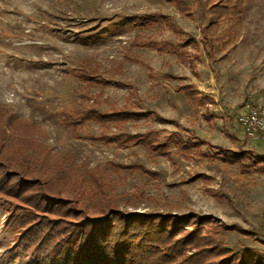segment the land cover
I'll list each match as a JSON object with an SVG mask.
<instances>
[{
    "label": "rangeland",
    "instance_id": "obj_1",
    "mask_svg": "<svg viewBox=\"0 0 264 264\" xmlns=\"http://www.w3.org/2000/svg\"><path fill=\"white\" fill-rule=\"evenodd\" d=\"M186 1L190 16L166 0H0V111L7 112L1 116L0 127L6 136L2 141L8 145L3 153L23 160L24 153L15 155L21 148L33 168L47 163L55 174L52 185L62 188L61 197L68 194L64 189H70L69 181L78 178L89 188L91 169L99 165L105 193L116 198L122 211L209 214L213 223L250 231L219 233L233 251L248 248L264 255L263 172L245 174L235 165L197 155H157L141 145L105 144L88 138L103 131L98 122L85 120L74 133L59 118L61 110L75 113L94 99L101 111L125 105L130 110H154L210 141V121L202 115L203 108L195 112L194 105L175 90L177 84L192 82L203 94L216 98V110L221 111L218 106L226 110L229 136L215 132L211 142L226 147L238 143L264 152V142L245 136L236 121L245 102L264 100V0H245L234 48L220 51L217 56L223 57L214 60L206 57L199 40L207 22L203 0ZM143 12L157 18L166 14L171 26L158 18L151 26L135 27L132 22ZM136 35L140 41L158 43L191 36L199 41L200 59L192 68L171 51L132 46ZM83 61L112 81L104 87L82 83L70 70ZM6 114L17 118L6 122ZM151 129L161 134L183 132L152 115L130 119L120 127L111 124L105 131L109 135ZM136 164L141 168L127 167ZM46 171L35 169L39 182L50 178ZM88 188L80 204L94 210L100 194L93 195ZM7 216V205L0 198V264H24L27 259L13 249L15 236L5 225Z\"/></svg>",
    "mask_w": 264,
    "mask_h": 264
},
{
    "label": "trees",
    "instance_id": "obj_2",
    "mask_svg": "<svg viewBox=\"0 0 264 264\" xmlns=\"http://www.w3.org/2000/svg\"><path fill=\"white\" fill-rule=\"evenodd\" d=\"M166 1L172 2L182 13L189 16L192 14L191 6L186 0ZM244 2L245 0L202 1L207 22L201 29L199 40L209 60L223 57L217 56V53L234 48ZM158 18L171 26L166 14L160 13ZM158 18L151 12H143L136 16L132 24L145 28L154 24ZM224 22L227 25L222 26ZM131 45H146L154 47L157 51H171L180 61L187 62L192 68L195 59H200L201 56L199 41L191 36L181 41L162 40L158 43L154 40L140 41L136 35ZM189 47L196 49L195 52H191ZM70 72L78 76L84 84L98 83L104 87L112 81L97 75L96 68L91 67L88 61L80 62ZM163 75L179 78L169 73ZM175 90L184 94L194 105L195 112L199 106L204 107L202 115L210 121L212 115L206 103L214 102L212 97L202 94L192 82L177 84ZM93 100L75 113L61 110V122L74 133L85 120L98 122L103 131L88 138L98 139L105 144L113 143L117 147L141 145L150 153L168 157H171L172 153L184 158L194 155L210 158V155H214L219 156L223 162L235 165L241 171L264 173V153L249 148L233 149L210 143L194 131L178 125L176 120L166 119L154 110H130L125 105L118 109L101 111ZM0 112V117L7 113ZM148 115L158 121L172 122L180 126L183 132L170 130L161 134L159 130L154 129L143 132L119 130L108 135L105 131L111 124L120 127L130 119ZM6 117V122L17 118L10 114H6ZM5 137L1 126L0 198L7 205L8 216L5 225L15 236L13 249L27 259L24 264H263V254L248 248L233 251L219 236L222 230L227 229H237L244 233L250 231L233 224L213 223L209 214L190 212L175 215L122 211L116 198L105 193L104 182L99 178V165L91 169L89 188L78 178L79 180L69 181L70 189H64L68 191L65 197L58 196L62 188L55 189L50 181L55 177L53 169L49 168L47 163H38L37 167L33 168L29 155H26L24 150L21 151V148H15V155L24 153L20 157L23 160L19 159L17 164L16 159H10L3 153L4 148L8 146L2 141ZM210 148L214 151L210 152ZM11 160L16 163L17 170ZM23 163L25 166H22ZM127 167L141 168V165ZM35 169L39 172L47 170L50 177L48 181L39 182ZM86 188L93 195L100 194L98 206L94 210L80 204ZM256 253L257 255H254Z\"/></svg>",
    "mask_w": 264,
    "mask_h": 264
},
{
    "label": "built area",
    "instance_id": "obj_3",
    "mask_svg": "<svg viewBox=\"0 0 264 264\" xmlns=\"http://www.w3.org/2000/svg\"><path fill=\"white\" fill-rule=\"evenodd\" d=\"M236 121L245 136L264 142V100L257 103L245 102L236 114ZM262 231L264 233V226Z\"/></svg>",
    "mask_w": 264,
    "mask_h": 264
},
{
    "label": "crops",
    "instance_id": "obj_4",
    "mask_svg": "<svg viewBox=\"0 0 264 264\" xmlns=\"http://www.w3.org/2000/svg\"><path fill=\"white\" fill-rule=\"evenodd\" d=\"M197 87V86H196ZM198 88V87H197ZM199 89V88H198ZM203 94V93H202ZM205 95V94H204ZM207 96H210V97H212L213 98V100H214V102H212V103H206V105L208 106V108H209V104H210V108H209V110H210V114L212 115V117H210V143H213V142H211V141H213V139L211 138V136H217L216 135V133L218 134V133H226V136L228 137L229 135H228V131L226 130V121H225V119H226V116H224V111H226L225 110V108L223 109V108H221V106H218L219 108H220V112L218 111V110H216V104H214L215 103V99L216 98H214V96H212L211 94L210 95H207ZM187 99V98H186ZM253 103V102H252ZM257 103V102H256ZM212 106H214V108H211ZM202 107V106H201ZM203 108V110H204V107H202ZM211 109H213V112H211ZM198 112V111H197ZM203 112V111H202ZM177 123H178V125H180V123L177 121ZM176 125V124H175ZM181 126V125H180ZM180 126H177L176 125V127H180ZM212 128V129H211ZM221 131V132H220ZM223 131V132H222ZM166 132V131H165ZM164 132V133H165ZM216 132V133H215ZM244 133V132H243ZM233 135V134H232ZM234 137V135L232 136V138ZM236 137H238V136H236ZM214 144H216V143H214ZM226 147V146H225ZM229 148H233V149H236V148H245V147H243V146H241V145H238V143H237V145L235 146V147H229ZM214 151V149H212V148H210V152H213ZM255 152H260V153H264V152H261V151H255ZM210 159H217V160H219V161H222L220 158H219V156H214V155H210ZM241 171V170H240ZM242 172H244V171H242ZM248 172H245V174H247ZM262 208V207H261Z\"/></svg>",
    "mask_w": 264,
    "mask_h": 264
}]
</instances>
